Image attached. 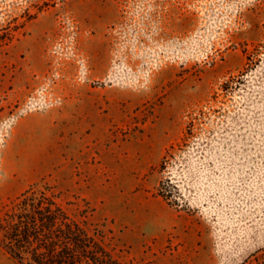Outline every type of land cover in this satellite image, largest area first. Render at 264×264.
<instances>
[{
    "label": "rangeland",
    "instance_id": "obj_1",
    "mask_svg": "<svg viewBox=\"0 0 264 264\" xmlns=\"http://www.w3.org/2000/svg\"><path fill=\"white\" fill-rule=\"evenodd\" d=\"M1 26L0 213L35 184L125 264H264V0H0ZM53 109L54 157L10 171L15 121ZM166 178L159 238L126 212Z\"/></svg>",
    "mask_w": 264,
    "mask_h": 264
},
{
    "label": "trees",
    "instance_id": "obj_2",
    "mask_svg": "<svg viewBox=\"0 0 264 264\" xmlns=\"http://www.w3.org/2000/svg\"><path fill=\"white\" fill-rule=\"evenodd\" d=\"M22 26L19 23L16 28ZM11 38L10 27L1 26L0 44ZM228 84L225 81L223 88L228 89ZM194 124L193 118L187 122L182 140L191 134ZM169 155L167 150L160 169L166 167ZM168 180L160 179L155 192L177 205ZM0 247L19 264H125L100 237L72 219L53 195L35 184L11 199L0 213Z\"/></svg>",
    "mask_w": 264,
    "mask_h": 264
},
{
    "label": "crops",
    "instance_id": "obj_3",
    "mask_svg": "<svg viewBox=\"0 0 264 264\" xmlns=\"http://www.w3.org/2000/svg\"><path fill=\"white\" fill-rule=\"evenodd\" d=\"M56 114L58 113L54 109L44 113L29 112L15 121L2 153L4 163L10 165V171H16L17 164L23 162L37 165V169L41 171V168L45 166L43 164L54 157V154L53 156L50 154L53 138L45 134L47 128L51 127L52 118ZM45 139H48V142H42ZM33 140L35 142L30 143ZM32 146L37 149L33 150ZM19 185H21L20 181ZM155 202L158 206L153 204ZM133 205L134 209L141 207L144 213L140 215L136 210L128 211L126 221L134 227L147 229L150 236L164 237L166 231L183 217L181 210L160 195L151 198L136 196Z\"/></svg>",
    "mask_w": 264,
    "mask_h": 264
}]
</instances>
